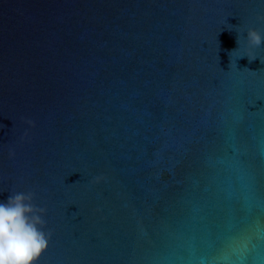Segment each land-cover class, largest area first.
<instances>
[{"label":"water","instance_id":"1","mask_svg":"<svg viewBox=\"0 0 264 264\" xmlns=\"http://www.w3.org/2000/svg\"><path fill=\"white\" fill-rule=\"evenodd\" d=\"M260 17L264 0H0V202L45 209L38 264H219L264 225V64L228 56Z\"/></svg>","mask_w":264,"mask_h":264},{"label":"clouds","instance_id":"2","mask_svg":"<svg viewBox=\"0 0 264 264\" xmlns=\"http://www.w3.org/2000/svg\"><path fill=\"white\" fill-rule=\"evenodd\" d=\"M264 21V17L259 18ZM237 26L229 28L235 30ZM236 32V48L228 51L229 68L236 60L247 58L248 62L259 59L257 55H249L252 49L264 45V30L249 27L244 31L243 37ZM247 46V51L233 59V53L241 48V41ZM31 123V121H29ZM13 153H9L11 157ZM32 192L11 193L5 202H0V264H36V261L44 252L49 243L51 233L41 230L44 224L42 215L45 209L37 207L33 201Z\"/></svg>","mask_w":264,"mask_h":264},{"label":"snow or ice","instance_id":"3","mask_svg":"<svg viewBox=\"0 0 264 264\" xmlns=\"http://www.w3.org/2000/svg\"><path fill=\"white\" fill-rule=\"evenodd\" d=\"M257 249L264 251V225L256 228L254 236L248 237L239 246H234L230 251L226 252L219 264H259L255 258L250 259V254ZM39 258L36 261L37 264Z\"/></svg>","mask_w":264,"mask_h":264}]
</instances>
